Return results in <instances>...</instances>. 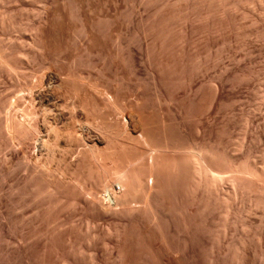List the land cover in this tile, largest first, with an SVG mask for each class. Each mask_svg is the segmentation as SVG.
<instances>
[{
  "label": "rangeland",
  "instance_id": "obj_1",
  "mask_svg": "<svg viewBox=\"0 0 264 264\" xmlns=\"http://www.w3.org/2000/svg\"><path fill=\"white\" fill-rule=\"evenodd\" d=\"M5 1V5H3L5 8L2 7L4 9H2V12L4 11L8 15L12 14L11 18L21 28L0 27V42H11L15 47L23 50L27 49V51H32V48L26 32L37 24L43 7L45 5L50 6L52 36L57 44L63 45L64 50H53L50 56L51 65H47L40 71L37 70L38 60L24 63L22 70L30 75L31 80L34 79L32 80L33 84H37L35 89L39 88V79L45 72L51 73L54 71L56 73L57 71L61 74V77L63 76L62 83L67 87V95L72 96L73 104L67 105L63 101L57 102L61 107L58 108L57 105V109L64 108L66 118L69 116L65 119L67 124H64V122L59 124L64 126L59 129L60 131L57 130V133H55L56 128L53 130L52 136L54 139L51 138L49 143L46 141L48 130L42 128L40 135L46 138L45 146L39 144V146H36V148L38 147L37 150L27 142L18 145L16 147L18 154H16L19 157L13 160L12 166L16 169L13 175L2 179L0 173V250L6 244L4 242L6 240H3L4 236L7 241L9 239L12 243L19 242L23 237L24 239L21 240L24 243L22 249L27 252V259L23 261V264H60L64 258L70 259V261H72L71 258L73 260L80 259L77 258L79 254L69 253L67 244L70 242L83 251V257L93 254L102 260H106L110 255L114 258L117 257V255L116 257L114 255L117 252L114 251L117 249L119 238L114 231L120 228L124 221L128 222L131 219V214L128 212V214L120 212L117 215L110 213L111 219H113L111 220L109 214L90 210L84 202V196L90 197L97 192L96 185L100 184L102 179L95 174L91 164L93 162L90 149L78 139L73 140V142L72 138L68 137L69 131L66 127H73L72 125L76 122L78 115L83 116L84 123L89 122L87 121L88 118L90 120L92 117L96 118L97 128L108 137L107 144H105L108 148H105L104 144L100 145V148L103 149V155L107 152V157L121 162L131 158H139L145 145L147 146L159 140L169 145L178 143L187 148L211 147L224 149L227 152H225L227 155L226 161L234 162L235 167L239 165L237 163L244 161L245 157L250 156L251 162L264 172L263 0H249L238 7L230 6L224 11L221 4L213 3L209 17L201 9L192 11L195 5L202 2L206 3L205 6L207 7L209 0H71L72 3L67 0ZM24 9L26 10L24 11ZM178 9L183 12L181 17L175 18L173 13ZM56 11L58 13H55ZM79 12H82L81 14L85 16L87 23L94 26L96 41L93 43L87 41L91 33L86 35L78 28L80 18H78L77 13ZM59 13H63V15ZM192 13L196 15L193 19L190 18ZM216 23L220 25L216 27ZM65 28H67V31H65ZM62 29L65 32H62ZM58 40H61V42ZM116 42H121L124 46L129 43L128 45L135 58L134 62H136L134 68L120 60L122 58L120 52H117L119 51V45ZM247 42L249 43L247 44ZM87 46H94V48L92 47L90 52H85L81 56L83 63L72 65V62L78 61L77 57L81 49ZM113 54L117 55L114 56ZM108 55L110 56L108 57ZM110 59L113 61V66H110ZM115 64L116 69L114 68ZM205 66H208L207 69H205ZM64 67L69 68L66 70ZM63 69L65 73H63ZM121 77H124L125 82L129 78L132 84L130 83V86L126 85L125 82L123 84L119 80ZM152 82L157 83L158 87ZM108 85H112V89L118 90V93L128 94L130 96L128 98L129 102H137L138 106L144 108L148 115L147 119L149 117L152 119L154 115L152 121L161 118L169 120L170 122L166 123L164 129V137L158 139L154 131L146 126L133 136L131 134V138L127 139L126 135L123 134V127H121L124 126V120L115 121L111 116L112 123L109 119L104 121L103 118L113 109L106 94V86ZM93 86H95V89ZM90 88L94 89V92L93 90L90 91ZM82 89L85 90L87 96L83 94V91L82 94L78 92ZM20 90V85L11 76L7 74L0 76V101H4V99L11 96H14L13 99L16 98L20 95ZM216 95H219V97L215 98ZM25 96L24 100H13L14 106L11 108L20 113V110L21 112L22 110L26 111L28 105L32 106L30 98L27 99L29 95L25 94ZM78 99L84 102L86 111L83 109V112H86V114H83V112L81 114ZM137 99L138 101H136ZM163 100H167L170 109ZM91 102L94 106L91 105ZM154 103L155 105H153ZM144 106H147V108ZM89 107L91 110H89ZM43 108L39 107L33 114L38 111L40 113ZM158 108H161L162 111H158ZM74 110L76 111L74 112ZM88 111L93 113L89 114ZM150 112L153 115H150ZM39 113L36 117L43 120L41 115L43 112L40 115ZM41 124L44 125V123ZM94 135L95 133L91 132L86 137L91 136L94 138ZM67 145L69 148H67ZM84 148L86 151H83ZM82 152L87 153L82 154ZM8 153H10V150L0 148V166H2L3 156ZM165 154L169 155L171 151H167ZM145 157H149V155ZM229 170L231 171L226 173L227 181L223 186L225 195L231 194L230 182L233 176L236 175L234 170ZM51 173L54 174L51 175ZM45 174L50 180L60 182V190L59 193L55 194V197L62 198L65 207L61 211L52 214L48 221L42 225L41 217L38 219L36 215L42 210L39 198H33L28 193H22V198L13 196L12 200L9 195L12 187L16 185L15 183L23 184L31 176ZM244 178V182L249 179L246 176ZM80 179L84 181L83 189L76 186ZM11 184L13 186L10 187ZM8 188L11 189L8 190ZM257 194L254 190L245 192L243 198H240L239 201L247 204L254 200ZM16 197L18 198L16 199ZM18 199L21 203L17 206L18 201L16 200ZM244 214L243 222H251V225L244 228L239 227L238 230L230 225L225 240H230L243 232L244 235L248 236V245L253 252L250 255V262L252 264H264V204H259L253 207L250 212ZM229 219H234L233 212L229 215ZM217 224V226H220L219 223ZM239 224L241 226V223ZM44 230L54 234L53 247L45 255L42 253V247L47 239L46 235L43 234ZM182 232L185 233L184 230ZM6 233L7 235L10 233L11 238ZM198 241V239H195L192 243L193 247L190 252L193 251L194 253L191 252L192 255L188 259H182L180 264H221L223 261L222 264L231 263L230 258H224L223 260L220 258V261L219 259H213L217 255L218 243L215 244V247L212 245L205 247ZM69 245L68 247H70Z\"/></svg>",
  "mask_w": 264,
  "mask_h": 264
},
{
  "label": "bare ground",
  "instance_id": "obj_2",
  "mask_svg": "<svg viewBox=\"0 0 264 264\" xmlns=\"http://www.w3.org/2000/svg\"><path fill=\"white\" fill-rule=\"evenodd\" d=\"M67 1L72 3L73 0ZM246 1L249 0H209L207 7L205 6L206 3L200 2L201 4L195 5V7L192 8V11H198L199 9H201L202 11H204L205 15L209 17L212 12L211 5L213 3L221 4L223 6L224 11L227 10L230 6L238 7ZM5 2V0H0V27H5L9 29L21 28V26H19L18 23H16L11 18L12 14L8 15L5 14L4 11L2 12V9L5 8L3 6L5 5ZM25 10L26 9H24V11ZM50 10V6L48 7L45 5L40 11V19L38 20V22H36L37 24L26 32L28 33L27 38L31 42L30 47L32 48V51H27V49H19L15 47V45H13L11 42H0V76H4L5 74L11 76L14 81L21 87L20 95L16 96V98L13 99L12 97L14 96H11L9 98L4 99V101H0V148L10 150V153L5 154L3 156V161L1 164L2 166H0V173L2 179L3 177L5 179L11 177L14 171L16 170L13 168L14 166H12V163L15 158L19 157L16 151V147L18 145L27 142L37 150V145L39 146V144H41L42 146L43 144V146H45L46 138L40 135L42 132V128H47L46 131L48 130L47 135H45L48 138L46 141L47 143H49L51 141V138H53V130H55L56 128L55 133H57V130L64 126L63 124L62 126H60L59 124L63 122L65 124V119H67L69 116L67 114L68 117L66 118L64 108L57 109V105L58 108L60 107L57 102L63 101L64 103H67V105L73 104V101L71 99L72 96L67 95V87L64 86L65 84L62 83L63 76L61 77L60 73H57V71L56 73H54L53 70V72L51 73L42 72L44 74L40 78L41 80L39 79V83L37 82L39 84V88L35 89L37 84H33L32 80L34 79L31 80L30 75H27L22 70V65L24 63L28 61L30 62L33 60H38L37 70L40 71L41 69L47 67V65H51L50 56L53 50H64L63 45L60 43L57 44L53 39L52 30L50 27ZM182 12L183 11L181 9H178L173 13V16L175 18H179L181 17ZM55 13L58 12L56 11ZM81 13H77L78 18H80V25L78 28L82 33L86 35L87 33H91L90 37L88 38L89 40L87 41H89L88 43H93L96 41V35L94 34L93 29L94 26L90 25V23H87V19ZM59 14L63 15V13ZM191 15V19L196 16L194 13H192ZM219 25L220 24L218 23L216 27H218ZM65 29V31H67V28ZM65 31L63 30L62 32ZM58 41L61 42V40ZM249 42H247V44ZM117 43L118 42H116V44ZM128 44L124 46L121 42H119V51L117 52H120L121 54L120 56L122 59L120 60H122L128 66L134 68L136 65V62H134L135 58ZM92 47L94 48V46ZM92 47L87 46L86 48L81 49V52L78 51V61L72 62V65H81L83 63L81 56H83L85 52H90L92 50ZM109 56L110 55H108V57ZM109 63L110 66H113V61L111 59L109 60ZM116 67L117 66L115 64L114 68L116 69ZM207 67L208 66H205V69H207ZM68 68L64 67V69L66 70ZM63 73H65V70ZM36 79L38 80V77ZM119 80H121L123 84L126 83V85L129 86L132 84L129 78L127 82H125L126 80L124 79V77H121ZM154 84L156 85V87H158L157 83ZM93 87L95 89V86ZM106 88L108 101L113 106V109H111L110 112L106 114V117L103 118L104 121H106L107 119L110 120L111 116L112 119H114L115 121H118L120 119L124 120V126H121L123 127V129L121 127L120 128L122 129L123 134L126 135L127 139L131 138V134L133 136L135 133H138L146 126H148L149 129H152L154 131L158 139L164 137V129L166 123L170 122L169 120L168 122L166 118H158L160 120L152 121L154 115L151 112V114H148L153 115L152 119L149 117L148 119L151 120H148V115L147 112L144 111V108L138 106L137 102V104L129 102L128 98L130 96H128V94H124L121 92H119V94L118 90L112 89V85H108L106 86ZM83 89L81 91L78 90V92H81L80 94H82ZM94 89L90 88V91L93 90L94 92ZM86 91L88 92L89 90ZM25 94L29 95V97L27 96V99L30 98L32 106L28 105L26 111L22 110L21 112L20 110L19 113L16 109L11 108L12 106H14L12 102L15 99H18V101L20 99L24 100V98L26 97ZM83 94L86 95L85 90L83 91ZM217 97H219V95L215 96V98ZM136 101H138V99ZM163 102L168 104L167 100H163ZM83 103L84 102L81 100L79 105L81 114L85 110V106ZM60 105L62 104L60 103ZM91 105H93V103ZM145 105L147 104L145 103ZM153 105H155V103ZM141 106L143 107L142 104ZM39 107H44L42 109L43 111H41L43 113L40 112L43 116V120L36 117L39 111L33 114V112L36 111V109H38ZM144 107L147 108V106ZM86 109L88 110V108ZM168 109H170L169 104ZM89 110H91L90 107ZM157 110L162 111L161 108H158ZM75 111L76 110H74V112ZM84 113L86 114V112H83V114ZM173 119L176 120V118L174 117ZM83 121V116L78 115L76 118V122L74 121L75 123L72 125L73 127H66L69 131L68 137H71L72 141L78 139V141L82 142L85 146L90 149L92 157L91 159L93 162L91 164L95 170V174L102 179L101 182L99 180L100 184L96 185L97 192L94 195H91L90 197L84 196L83 200L86 203L88 209L90 210L99 211L100 213L109 215L110 213L117 215L120 212H128L131 214V219L128 222L124 221V224H122L120 228L115 229V231L113 230L119 238L117 249L114 251L117 252V254L114 253L115 257L117 255L116 258L110 255V257L106 258V260H102L95 254L90 255L88 257H83V251L79 250L78 247L76 248V245H72V243L70 242L71 244H67V249L69 248V253H74L75 255L79 254L77 258H80L81 261L80 259L73 260V258H71L72 261H70V259L67 260V258H64L60 262V264H180V261L182 259H188L189 256L192 255L190 253L193 251L190 252V249L193 247L192 243L195 239H198L205 247H209V245L215 247L216 243L219 244L217 255H215L213 259H219L220 261V258H222L221 260H223L224 258H230L231 263L228 262L230 264H252L250 262V255L253 252L248 245V236L244 235L243 232H239L240 234H237L234 238L230 240H225L228 236L230 225L233 226L235 230H238L239 227L244 228L248 227V225L250 226L251 222H243V216L245 215L244 213L250 212L253 207L258 206L259 204H264V172L251 162L252 160H250V156L245 157L244 161L237 163L239 165L235 167V164H233L234 162L232 163L228 160V162L226 161L227 152L224 151V149H215L211 147L207 148L205 146V148L199 149L193 147L187 148L186 146H182L178 143H172L173 145H169L166 142L158 140L155 143L149 144L147 146L145 145L143 147V150H141L142 153L141 155H139V158H131L127 159L126 161L123 160L121 162L111 157H107V152L105 153L106 156L103 155V149L100 148V145L104 144L103 146H106L105 144H107L108 137L105 135V133H103L97 128L96 118L92 117L91 120L88 118L87 121L89 122L86 123H84ZM41 123H44V125H42ZM110 123H112L111 120ZM91 132L95 133V137H86L87 134ZM109 133L111 134V132ZM147 133L149 132L147 131ZM67 148H69L68 145ZM105 148L108 147L106 146ZM36 150L35 152H37ZM83 151H86V149ZM167 151H171V154L166 155L165 153ZM85 153L82 152V154ZM148 155L149 157H145ZM229 169L234 170L236 172V175L233 176L232 180L230 179L231 194L225 195L223 192V186L227 181L226 173L231 171ZM52 174L54 173H51V175ZM244 176H246V178H249L248 181L246 180V182H244ZM53 179L55 178L53 177ZM92 180L94 181V179ZM25 181L26 182H23V184H19V182L15 183L16 185H14L12 189L10 188L11 193L8 192L11 195H9V197H11L13 200V196H18L19 198H22V193H28L33 198H39L42 204V210L36 215L38 219L41 217L40 221L41 223L43 222L42 225H44L52 214L57 211H61L65 207L62 198L55 197V194L59 193L60 182L56 180H50L46 174L41 176H31ZM83 182L84 181H82L81 179L78 180L76 186L80 187V189H83ZM9 186L11 187L13 185L11 184ZM10 189L8 188V190ZM253 190L258 193L257 196H255L256 198L254 200L250 199L252 201L248 202L247 204H243L239 201L240 198H243V193L249 191L251 192ZM18 197H16V199ZM16 201H18V206V204L21 202L19 201V199ZM232 212L234 213V219L230 220L229 215ZM8 218L10 219V217ZM217 223H219L220 226H217ZM239 223H241V226ZM219 227L221 228L219 229ZM183 230L185 232L184 234L182 232ZM9 234L7 235L6 233L8 237H10ZM43 234L46 235L47 238L42 247V253L45 255L46 253L48 254V251H51L53 247L54 234L51 232L49 233V231L45 230L43 231ZM23 239L24 238L21 237L20 240L18 239L19 242L12 243L9 239L7 241L6 237L4 236L3 240H6L4 241L6 242V244L3 245L0 250V264H23V261L27 259V252L22 249V244L24 243H22L23 241L21 242V240ZM68 245L70 247H68ZM195 257L197 256L195 255ZM191 258L192 256L190 257V259ZM222 263H224V261Z\"/></svg>",
  "mask_w": 264,
  "mask_h": 264
}]
</instances>
